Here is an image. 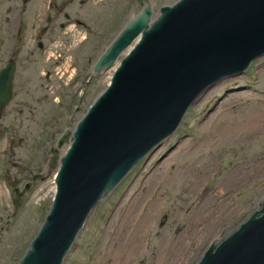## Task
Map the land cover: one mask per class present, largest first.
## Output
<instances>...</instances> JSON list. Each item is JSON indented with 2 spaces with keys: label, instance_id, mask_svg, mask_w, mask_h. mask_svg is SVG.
Here are the masks:
<instances>
[{
  "label": "rangeland",
  "instance_id": "rangeland-1",
  "mask_svg": "<svg viewBox=\"0 0 264 264\" xmlns=\"http://www.w3.org/2000/svg\"><path fill=\"white\" fill-rule=\"evenodd\" d=\"M149 1L0 0V71L17 63L14 98L0 120V264H19L38 234L55 196L50 150L107 88L114 70H92ZM220 84L96 207L64 264H196L259 208L264 172L247 167L264 157V132L248 138L242 129L263 115L264 57L212 88ZM243 174L248 184L233 185ZM216 191L226 195L223 216L230 214L190 236L197 209Z\"/></svg>",
  "mask_w": 264,
  "mask_h": 264
},
{
  "label": "water",
  "instance_id": "water-1",
  "mask_svg": "<svg viewBox=\"0 0 264 264\" xmlns=\"http://www.w3.org/2000/svg\"><path fill=\"white\" fill-rule=\"evenodd\" d=\"M263 57L264 0H178L133 17L92 70H114L107 88L50 150L55 196L19 264H64L96 207L175 134L199 97ZM15 75L10 60L0 71V120ZM196 264H264V197Z\"/></svg>",
  "mask_w": 264,
  "mask_h": 264
},
{
  "label": "bare ground",
  "instance_id": "bare-ground-1",
  "mask_svg": "<svg viewBox=\"0 0 264 264\" xmlns=\"http://www.w3.org/2000/svg\"><path fill=\"white\" fill-rule=\"evenodd\" d=\"M128 51H126L123 56H125L128 53ZM110 76H112L111 73H110ZM223 84H220V85H218V86H216L214 88H211L208 91H206L205 93H203L204 95H203V97L200 100V104H202L203 102L208 100L210 97H212L214 92L217 89L221 88L223 86ZM243 96H246V95L240 94V95L235 96L234 99L241 100V98ZM225 104L226 103H224V102H223V104L222 103L221 104L220 103H216L215 104L216 105L215 106V110H217V111L215 112L214 116L220 110H222L224 108ZM261 106L264 107V101L261 102ZM252 120L253 121H251V120L247 121V123L244 124L243 129H242V133L243 132L247 133L246 136L248 138L253 136V135L261 134L262 132H264V111H263V115H259V116H257V118H254ZM185 147H186V143L180 145L175 151L176 152L177 151H182ZM171 155L174 156V154H171ZM246 167H247V165H246ZM246 167L244 166L243 168L238 169L234 173V175H237L238 172L241 173L243 171V169L246 168ZM247 168L251 169V174L252 173H263L264 172V157L260 159L259 163L252 164V165L248 166ZM249 177H250V174H243V176H241L239 181L236 182V184H233V185L237 186V184H239V185H245L246 186L248 184ZM54 184L55 183L53 182V186H54L53 187V191H55V189H56ZM225 202H226V195L224 193H222V192H219V191H216L206 201H204V203H202L199 206V208L197 209V213H198L197 216H198L199 224H197V225H195V223H190L189 224V231H190L189 235L192 236V237H194V236L199 237L201 235H204L206 233V230L209 229L211 226H214L216 223H218L221 220L222 217H224L223 219L228 217V215L230 214V211L228 212L227 216H223L224 215V210H225V207H226V203ZM231 213H234V211L231 210ZM223 238H221L220 240H222ZM220 240H217V242L220 241ZM213 242H215V240ZM137 249H139L138 245H137V248L135 250H137Z\"/></svg>",
  "mask_w": 264,
  "mask_h": 264
},
{
  "label": "flooded vegetation",
  "instance_id": "flooded-vegetation-1",
  "mask_svg": "<svg viewBox=\"0 0 264 264\" xmlns=\"http://www.w3.org/2000/svg\"><path fill=\"white\" fill-rule=\"evenodd\" d=\"M160 2H161V0H150L148 3H146V2L143 3L142 5H140V11L135 16H137L138 14H140L144 10V8H146L147 6H151L153 12L155 14H158L163 7L172 5V4H160ZM135 16H132V18L135 17ZM66 18L68 19L67 16H66ZM61 27L64 28L65 26L62 25ZM41 38H42L41 36L38 37L39 41L41 40ZM39 43H42V42H38V48H39ZM43 47H44V45L42 46V48H39V49H43ZM10 60H14V59H10ZM15 63H16V61H15ZM16 66H17V63H16Z\"/></svg>",
  "mask_w": 264,
  "mask_h": 264
}]
</instances>
